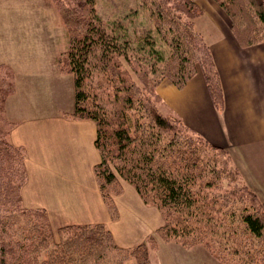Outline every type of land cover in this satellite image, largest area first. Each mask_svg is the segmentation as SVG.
<instances>
[{
	"label": "trees",
	"instance_id": "trees-1",
	"mask_svg": "<svg viewBox=\"0 0 264 264\" xmlns=\"http://www.w3.org/2000/svg\"><path fill=\"white\" fill-rule=\"evenodd\" d=\"M139 1L154 23V33L151 38L144 34L135 48L138 56L126 60L135 64L143 86L121 67L120 57L128 50L127 43H120L122 35L93 24L94 0L72 1L68 16H62L70 40L57 64L60 72L74 76L75 107L66 116L96 124L100 162L95 175L106 207L119 218L113 195L122 192L119 181L124 180L146 205L159 210L163 225L143 243L123 248L106 224L67 225L54 231L45 209L24 207L26 151L8 139L13 123L8 122L9 129L4 124V104L15 84L1 82L0 90L6 91L0 93V264H126L131 259L151 264L149 254L160 242L185 248L205 245L218 264H264V201L244 183L226 149L188 128L157 91L154 96L169 113L154 109L147 94L149 84L157 89L163 78L184 88L200 70L214 106L222 111L219 73L209 45L194 26L201 13L198 2ZM220 4L241 46L264 42V2ZM252 4L254 24L244 17V8ZM79 13L89 15V23L81 21ZM2 73L11 70L2 64L0 77Z\"/></svg>",
	"mask_w": 264,
	"mask_h": 264
},
{
	"label": "crops",
	"instance_id": "crops-1",
	"mask_svg": "<svg viewBox=\"0 0 264 264\" xmlns=\"http://www.w3.org/2000/svg\"><path fill=\"white\" fill-rule=\"evenodd\" d=\"M198 4L207 15L199 19L207 22H202L205 25L199 29L219 73L224 107L218 111L214 106L201 72L181 89L169 80L162 81L158 94L188 128L231 154L243 180H249L250 188L264 201L259 195L260 185L264 186V42L241 46L228 17L214 0H198ZM56 65L52 66V72L43 73L45 83L40 90L57 98L58 82L65 78ZM33 86L36 89V83ZM16 92L17 87L12 95ZM5 110L11 116V110L7 107ZM72 111L56 109L25 121L8 119L14 124L10 142L26 151L28 181L22 192L24 206L45 209L54 231L67 225L106 224L120 247L133 248L154 234L164 220L159 210L146 205L129 184L117 201L121 217L118 221L110 219L95 177V166L100 162L95 146L96 124L66 116ZM77 180H84L83 186ZM69 183L73 185L68 187ZM72 194L78 197L67 198L66 195ZM69 199H72L69 208L74 204L76 213L83 215L82 220L66 219L71 212L64 202ZM187 249L176 243L160 242L156 255L160 264H174L173 261L180 259H164L160 254L176 252L186 259ZM126 264L136 262L131 259Z\"/></svg>",
	"mask_w": 264,
	"mask_h": 264
},
{
	"label": "rangeland",
	"instance_id": "rangeland-1",
	"mask_svg": "<svg viewBox=\"0 0 264 264\" xmlns=\"http://www.w3.org/2000/svg\"><path fill=\"white\" fill-rule=\"evenodd\" d=\"M72 1L76 0H58V2L57 0H0V66L2 64H5L11 70V73L9 74H1L0 83L4 82L7 85L10 82H14L15 87H17V92L15 93V95H12L15 91L14 89L13 93L10 97H8L4 104L5 109L7 107L11 110V116H8L4 112V124L7 129H9L11 126V131L14 128V124H8V122L10 123L9 120L25 121L28 120L31 116H37L40 113L54 112L56 111V109L72 111L75 107L74 76L70 73L61 72L62 74H64L61 76H64L65 80H59L58 82L59 90H57L56 92L58 93L57 98L56 95L54 96L47 93L45 90H40L41 85L44 86L43 83H45V81H43L44 79H42V77H44L43 73L52 72V66L57 67L56 64L59 55H61V53L68 48L70 37L68 35V32L66 31L67 29H65L68 26H65L62 16H68V7L71 8L75 5L74 3H72ZM214 1L224 11L231 23V18L227 14L225 9L221 6L220 0ZM256 2L258 4H261L264 2V0H256ZM94 5L96 17L95 19H92L93 24H100L108 31H114V34L119 38L122 35V37L120 38V43H127L126 47L128 48V50L126 54H124V56H121L122 58L120 57L121 67H123L128 75L131 76L135 83L141 86L142 83H140V79L136 73L137 69L135 67V64H132L128 59L126 60V57H129L131 59H134L133 57L136 58L138 56V53L135 51V48H137V45L139 46L141 44V39H144V34H148L150 36L151 33H154V23L150 18L147 9L142 7L139 0H94ZM199 7L201 13L194 20V26L197 32L202 36L203 41L208 45L205 36L200 32L199 29L201 28V26L203 27V25H205L202 22L207 23L206 19H203L201 21H199V19L202 18V16L206 17L207 15L205 14L203 7L200 5ZM254 7V4H252V6L247 5L246 8H244L245 15L243 14L246 20H253L252 24H254L256 19L254 15L252 16ZM250 11L252 12V14ZM78 15H80V13ZM79 17L81 21L89 23V15L84 16L83 14H81L80 16H78V18ZM151 37L152 36H150V38ZM199 72L200 70L196 74H198ZM164 80L170 79L163 78L162 81ZM151 81H153V79ZM35 83L36 89H34L33 86V84ZM157 89L155 88V85L152 84V82L149 84L147 92L150 99L149 101L151 105H153L152 107L154 109L159 110L160 112L164 113V115H167V113H169L167 109H165L164 106L161 105L158 97L154 96ZM4 91H6V89L1 88L0 93ZM150 94L152 96H150ZM34 95L41 98L39 102V98L34 97ZM1 104L2 99H0V105ZM0 116L3 117V113H0ZM9 135L8 139L10 140ZM229 155L232 163L231 154L229 153ZM56 181L60 183V180ZM74 181L76 182V180ZM83 181L84 180H77L78 183H82L81 186H83ZM243 181L249 186V180ZM119 182V186L122 188V192L120 194L114 193L113 202L118 209L120 218L121 212L117 205V201L119 197L124 193L126 189L125 185H128L129 183L124 180H120ZM96 183L97 189L100 192L101 197L103 198V194L100 190L97 180ZM71 185H73V183H69L68 187H70ZM260 186L262 192L259 195L264 197V186ZM65 187L68 188L66 185ZM82 188L85 189V187ZM58 193V191L55 192L56 195ZM66 196L67 198H69V196L78 197L77 194ZM71 203L72 199L64 202V205L68 206V211L71 212L70 214L68 213L67 218H64H66L67 220H82L81 217L83 218V215L76 213L77 210L74 208V204V207L69 208ZM108 213L112 221L119 220V218L115 219L113 217V214L109 210ZM108 229L110 230L109 227ZM181 248L183 247L181 246ZM156 250L157 248L153 249L150 252L149 257L153 264H160L158 255H156ZM184 252L187 253V255L185 256L186 259H184L182 255L180 256L176 254V252H165L160 254V256L163 255L164 259L165 257L167 259L179 258L180 260L172 262L174 264L219 263L215 254L212 253L211 250L208 249L205 245H196L185 250Z\"/></svg>",
	"mask_w": 264,
	"mask_h": 264
}]
</instances>
